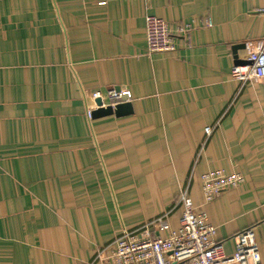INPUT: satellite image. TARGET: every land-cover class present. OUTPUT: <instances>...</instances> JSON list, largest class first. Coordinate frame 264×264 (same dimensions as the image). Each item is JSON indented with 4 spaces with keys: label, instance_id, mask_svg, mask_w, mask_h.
<instances>
[{
    "label": "crops",
    "instance_id": "1",
    "mask_svg": "<svg viewBox=\"0 0 264 264\" xmlns=\"http://www.w3.org/2000/svg\"><path fill=\"white\" fill-rule=\"evenodd\" d=\"M148 14L174 50L148 51ZM263 44L264 0H0V264H92L125 229L166 235L147 225L178 229L185 190L228 254L252 228L264 264V78L231 75ZM111 88L132 112L89 118ZM217 169L244 180L205 203Z\"/></svg>",
    "mask_w": 264,
    "mask_h": 264
},
{
    "label": "built area",
    "instance_id": "2",
    "mask_svg": "<svg viewBox=\"0 0 264 264\" xmlns=\"http://www.w3.org/2000/svg\"><path fill=\"white\" fill-rule=\"evenodd\" d=\"M148 1V0H147ZM146 40L150 53L167 52L175 49V40L169 23L152 14L146 16ZM212 26L211 19L206 20ZM192 24L179 25L180 33H189ZM246 64H235L231 75L234 79L246 82L264 78V44L252 50ZM92 100L101 98L102 107H115L118 103L130 101L129 89L111 88L96 90L90 94ZM97 103L88 106V116L92 117ZM206 132L212 131L207 127ZM203 201L209 203L222 191L239 186L243 176L237 172L210 170L201 175ZM182 212L179 228L172 229L168 215L164 214L147 226L168 234L141 237L137 230L125 229L112 249H101L92 264H262L259 243L252 228L243 229L234 236V251L228 254L224 243L218 239L217 227L211 223L207 211L196 207L188 191L179 197Z\"/></svg>",
    "mask_w": 264,
    "mask_h": 264
},
{
    "label": "water",
    "instance_id": "3",
    "mask_svg": "<svg viewBox=\"0 0 264 264\" xmlns=\"http://www.w3.org/2000/svg\"><path fill=\"white\" fill-rule=\"evenodd\" d=\"M243 47V45H235L233 46V51L235 53V58L236 57V51L238 48ZM239 60V59H238ZM248 62L247 61H237L236 64H246ZM96 103L97 105H99L100 107H98L97 109L93 110L92 112V117H99V116H105V115H110V114H115L117 116L120 115H125V114H129L132 112V103L130 101L128 102H122V103H118L115 107L112 106H106V107H102V100L101 98H97L96 99Z\"/></svg>",
    "mask_w": 264,
    "mask_h": 264
},
{
    "label": "rangeland",
    "instance_id": "4",
    "mask_svg": "<svg viewBox=\"0 0 264 264\" xmlns=\"http://www.w3.org/2000/svg\"><path fill=\"white\" fill-rule=\"evenodd\" d=\"M204 209V208H203ZM140 234L142 235V233L140 232ZM140 236V235H139ZM143 236V235H142Z\"/></svg>",
    "mask_w": 264,
    "mask_h": 264
}]
</instances>
